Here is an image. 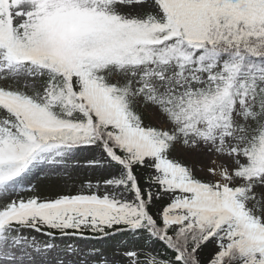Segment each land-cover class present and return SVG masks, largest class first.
Listing matches in <instances>:
<instances>
[{"label": "snow or ice", "instance_id": "6c2138e0", "mask_svg": "<svg viewBox=\"0 0 264 264\" xmlns=\"http://www.w3.org/2000/svg\"><path fill=\"white\" fill-rule=\"evenodd\" d=\"M0 264H264V0H0Z\"/></svg>", "mask_w": 264, "mask_h": 264}]
</instances>
